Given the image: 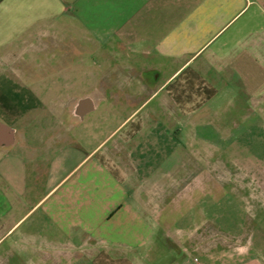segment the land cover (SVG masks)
<instances>
[{"label":"crops","instance_id":"obj_1","mask_svg":"<svg viewBox=\"0 0 264 264\" xmlns=\"http://www.w3.org/2000/svg\"><path fill=\"white\" fill-rule=\"evenodd\" d=\"M228 193L246 250L211 229ZM244 194L264 195V0H0V264H264Z\"/></svg>","mask_w":264,"mask_h":264},{"label":"rangeland","instance_id":"obj_2","mask_svg":"<svg viewBox=\"0 0 264 264\" xmlns=\"http://www.w3.org/2000/svg\"><path fill=\"white\" fill-rule=\"evenodd\" d=\"M228 169L229 170H228L227 182H228L229 189L231 188L234 192L237 187L238 188L241 187L244 189L249 188V190H251V187H252L251 180H245L243 184L240 179L235 178L234 164H228ZM242 196L244 198V201L247 202L245 203L247 208H250L249 206H251L253 197L255 200H259L261 204L264 203V195L252 196V195L244 194ZM257 197H259L260 199H257ZM234 201H235L234 196L230 195V193L223 194L222 196H219V197L213 196L212 203L210 205V210H208L207 213L208 214L210 213L212 217H215V216H219L220 218L222 217L223 221L221 220L219 222L221 223L223 222L224 224H226V226L215 227L211 229L213 232L215 231L214 235L216 236L218 240H226L228 250H234V249L246 250L248 246L250 245V240L248 239L250 235L248 231H250V228L249 227L238 228L237 226H235V223L237 222V220L241 219V213L235 210V207L233 206ZM246 213H247L246 214L247 217L246 216L245 217L250 218L252 215V211L249 210ZM260 215L261 217L264 216V211H261ZM242 229H244L245 231L244 237L238 238V236H236L237 235L236 233L237 231H240Z\"/></svg>","mask_w":264,"mask_h":264}]
</instances>
